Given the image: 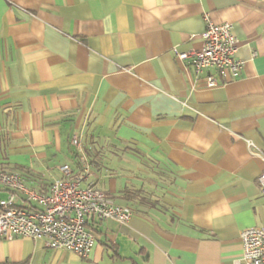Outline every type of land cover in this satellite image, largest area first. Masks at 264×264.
<instances>
[{"label":"crops","instance_id":"1","mask_svg":"<svg viewBox=\"0 0 264 264\" xmlns=\"http://www.w3.org/2000/svg\"><path fill=\"white\" fill-rule=\"evenodd\" d=\"M206 16L233 27L236 79L178 56L202 48ZM82 156V187L130 223L90 221L88 258L0 239V264H236L264 225V0H0V171L46 195Z\"/></svg>","mask_w":264,"mask_h":264},{"label":"built area","instance_id":"2","mask_svg":"<svg viewBox=\"0 0 264 264\" xmlns=\"http://www.w3.org/2000/svg\"><path fill=\"white\" fill-rule=\"evenodd\" d=\"M206 24L202 48L179 54V58L188 61L197 74L212 69L225 81L238 78L245 64L237 57L239 41L232 25L215 24L208 16ZM207 85L215 88L219 84L210 75ZM72 144L81 150L78 137L72 139ZM248 147L252 155L261 154L254 143L248 142ZM81 162L85 169L83 175L73 178L69 165L61 167V176L46 195L27 187L18 173L0 171V186L11 192L8 198L0 200V239L30 238L45 242L53 250L88 258L96 244L94 234L87 229L90 221L114 220L122 226L128 225L133 217L129 209L117 205L92 184L82 187L89 166L85 156L81 157ZM259 183L264 197V170ZM19 194L24 195L27 202L36 203L38 208L19 207ZM240 242L242 254L236 264H264V225L243 230Z\"/></svg>","mask_w":264,"mask_h":264},{"label":"trees","instance_id":"3","mask_svg":"<svg viewBox=\"0 0 264 264\" xmlns=\"http://www.w3.org/2000/svg\"><path fill=\"white\" fill-rule=\"evenodd\" d=\"M81 164L83 165V163L81 162ZM88 166H90V163H89V160H88ZM83 173L81 174V175H83L84 173H85V169H84V166H83ZM72 174H73V171H72ZM80 175V176H81ZM79 177V176H78ZM73 178H76V176L75 175H73ZM106 194V193H105ZM107 196H109V195H107ZM110 197V196H109ZM110 198H112V197H110ZM113 199V198H112ZM114 200V199H113ZM31 210H33V209H31ZM87 229H89V224L87 225Z\"/></svg>","mask_w":264,"mask_h":264},{"label":"rangeland","instance_id":"4","mask_svg":"<svg viewBox=\"0 0 264 264\" xmlns=\"http://www.w3.org/2000/svg\"><path fill=\"white\" fill-rule=\"evenodd\" d=\"M89 230V229H88ZM90 231V230H89ZM91 232V231H90Z\"/></svg>","mask_w":264,"mask_h":264}]
</instances>
